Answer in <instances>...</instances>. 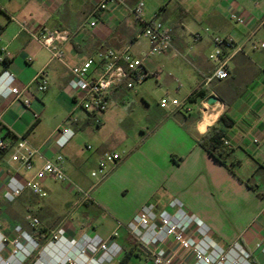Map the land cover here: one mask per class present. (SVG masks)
Segmentation results:
<instances>
[{"label":"crops","instance_id":"0c3cea01","mask_svg":"<svg viewBox=\"0 0 264 264\" xmlns=\"http://www.w3.org/2000/svg\"><path fill=\"white\" fill-rule=\"evenodd\" d=\"M9 1L0 0V49L5 51L0 73L7 70L14 75L17 86H28L25 96L31 105L26 109L20 102L0 99V138L6 150L0 156L1 233L11 238L15 227L23 229L28 212L34 208L30 207V200H42L28 190L13 203H6L2 197L10 177L29 179L43 163L37 158L31 171L15 172L9 149L23 138L45 159L55 161L61 155L69 180L90 190L88 201L80 202L76 197L66 207L70 216L76 217L73 223L66 216L61 220L66 239H77L83 233L107 239L118 224H126L144 205L152 203L161 210L178 200L187 213L209 227L211 239L219 247L228 249L237 242L249 254L251 264H264V0H141L144 17L161 21L172 38L171 51L152 58L145 57L148 43L139 35L140 26L124 6L100 12L96 9L100 0H85L78 6H68L69 0H17L16 6H10ZM137 1L123 0L129 7ZM231 12L243 17L245 24L231 21ZM56 15L61 23L54 22ZM54 28L72 34L62 46V63L53 60L33 39L41 31ZM194 34H199L198 41L193 40ZM214 36L232 38V57L227 63V79L204 89L201 79L214 67L209 61ZM127 47L143 59L148 71H159L160 79L154 81L156 87L154 79L149 78L134 90L120 87L110 91L109 109L97 116L96 126L119 124L120 121H108L116 105L140 98L150 109L153 97L162 93L168 99L184 102L190 111L160 107L159 120L149 121L152 128L126 146L128 139L123 135L114 140L116 147L103 144L93 150L88 145L91 152L85 157L78 154L73 139L57 149V131L71 129L74 138L76 129L85 128L94 119L90 114L72 118L78 109L67 86L68 67L80 65L99 50ZM40 71H44L48 82L42 93L36 91L33 82ZM202 90L204 98H217L204 113L198 111L203 98L188 101ZM52 103L60 105L68 115L62 125L47 128L45 116ZM34 114L38 115L37 120ZM222 114L233 123L223 139L229 144L227 163L233 172L197 142ZM111 151L121 153V160L108 166L104 179L89 183L87 166L95 169L101 155ZM92 185L95 187L91 189ZM48 202L44 206H52V201ZM15 204L19 206L14 207ZM8 209L12 210L13 224L6 223ZM118 243L123 250L121 258L129 255L127 264H151L123 230L119 231ZM63 253L62 249H46L41 259L49 263Z\"/></svg>","mask_w":264,"mask_h":264},{"label":"built area","instance_id":"2783aa9c","mask_svg":"<svg viewBox=\"0 0 264 264\" xmlns=\"http://www.w3.org/2000/svg\"><path fill=\"white\" fill-rule=\"evenodd\" d=\"M124 6L127 13L140 26L139 35L148 43L145 57L166 56L172 49L170 31L161 21L154 18H145L143 15L144 3L137 1L133 6H125L123 0H100L96 9L100 12L109 11L111 8ZM231 21L237 25H244L245 20L236 12L229 15ZM94 26V23H91ZM207 32L208 29H205ZM71 32L54 28L43 30L33 39L40 47L50 53L53 60L62 63L64 51L62 46L71 39ZM199 34L193 35V40L198 41ZM213 53L209 55V61L213 63V71L201 79V87L208 88L212 83L227 79V63L232 57L233 40L231 37L212 38ZM261 47H264L262 45ZM5 63V51L0 49V65ZM64 65V64H63ZM68 89L73 94V101L77 109L84 114L94 117L105 113L110 106L109 94L115 88L134 90L147 79H160V72L148 71L143 59L135 56L127 47L123 50L104 49L88 56L80 65L68 67ZM36 91L42 93L47 89V79L44 71L38 72L33 81ZM28 86L16 85L15 77L7 70L0 73V99L20 102L28 109L31 100L25 96ZM207 99L199 102L198 111L204 113ZM161 108H184V102L176 99L162 98ZM1 117V113H0ZM34 119L38 115L34 114ZM1 121V119H0ZM74 136L71 129L63 128L57 131L54 145L62 149ZM228 146L227 141H223ZM4 148V142L0 138V150ZM87 149H90L87 146ZM10 162L14 163L15 172L19 170L31 171L34 161L43 160L41 167L29 179L10 177L5 185L2 197L6 203H13L26 190L40 199L46 197L42 188V182L50 179L58 183L69 182L74 186L71 189L78 197V201L86 202L90 199V190H84L72 183L65 174L62 166L63 158L58 155L55 161L42 157L39 151L32 147L25 139L18 138L9 149ZM122 154L111 151L106 152L98 159L96 168L91 171L90 177L102 180L106 177L109 165L121 160ZM95 185L91 186V189ZM31 229H37V218H26ZM123 230L132 239L144 259L151 264H251L249 254L237 243H233L228 249L219 247L211 239V230L196 216L185 211L178 200H172L166 209H157L152 203L146 204L126 224H118L117 228L107 239H102L94 234H81L77 239H66L63 232L52 233L46 247L39 253L38 258L32 264H115L123 254L122 247L118 243L119 231ZM14 236L7 238L0 231V264H24L37 249L36 241L21 227L14 229ZM46 249L63 250L61 257L49 263L42 261ZM3 254L7 256L4 257Z\"/></svg>","mask_w":264,"mask_h":264},{"label":"rangeland","instance_id":"374dc122","mask_svg":"<svg viewBox=\"0 0 264 264\" xmlns=\"http://www.w3.org/2000/svg\"><path fill=\"white\" fill-rule=\"evenodd\" d=\"M16 1L10 0L9 5L16 6L18 4V1ZM84 2L85 0H69L68 6H78L79 4H83ZM151 5L154 6L153 3H151ZM58 18L59 15H56L54 17L55 23H61V20ZM211 53H213V50L211 51ZM154 81L155 80H153V83ZM154 86L156 87L155 83ZM161 98H166L164 93L153 97L150 102V109H147L146 105L140 100V98H136L134 102H129L125 105H116L115 108H113L110 112V114L112 113V117L108 121H120L119 124H117V122H114L111 125L110 123H106L104 127H98L96 126V123L94 121L95 119H93L88 126H85V128L76 129V135L74 138H72V141L78 150V154L82 157L88 156L91 152V150H88L86 148V146L88 145L93 147V150L100 148V146L103 144H105L108 148L116 147L114 146V140L116 138H120L123 135L125 136L126 140L128 139L125 146L129 142L131 144L132 142L136 141L137 138H140L141 134H144V132H148V130L152 128V122L149 123V121L159 120L157 117L161 112ZM169 108L170 107L163 109ZM67 115L68 113L61 109L60 105L52 103L49 106L45 116L46 127L52 128L56 126V124L62 125L66 120ZM81 116L85 117V114L78 109L72 118L79 119ZM150 117H152V119ZM100 128H102V130L99 131ZM141 128L144 129L143 132L140 131ZM94 170L95 169L92 168V166L88 165L86 174L89 179V183L93 182L94 184H97V178L90 177L91 171ZM73 188L74 186L69 182L58 183L47 179L43 185V190L46 193V197L42 200H38L37 198L30 200V207L32 208L34 206V208L30 210L28 214L38 219L39 226L37 229H34L36 236H32V229L29 227L27 221L23 229L36 241L38 247L36 251L31 255V257H29L24 262V264H32L35 261L36 257H38V254L43 251V249L47 245V242L51 239L50 237L52 233L63 232L64 234L65 229L64 227H62L63 224H61V220H63L64 216H66L71 223L76 220V217L70 216V213H68L66 209L68 203H73L75 200H77L76 194L70 193V190H68ZM49 200L52 201V206H44V204H49ZM18 206L19 204L14 205V207ZM53 208L56 209L54 210ZM11 213L12 210L8 209L7 216L9 218V221L6 223L13 224V215Z\"/></svg>","mask_w":264,"mask_h":264},{"label":"trees","instance_id":"16d2710c","mask_svg":"<svg viewBox=\"0 0 264 264\" xmlns=\"http://www.w3.org/2000/svg\"><path fill=\"white\" fill-rule=\"evenodd\" d=\"M205 91H198L193 97H189V102H194L196 98H204ZM232 121L224 114L220 115L216 122L211 125L206 133L197 141L199 146L205 150L215 161L220 165L233 172L230 165L227 163L230 155V150L223 144L227 129L232 125ZM6 152L5 147L0 150V156ZM32 236H36L35 230H31ZM129 255L125 254L118 264H127Z\"/></svg>","mask_w":264,"mask_h":264},{"label":"water","instance_id":"95a60500","mask_svg":"<svg viewBox=\"0 0 264 264\" xmlns=\"http://www.w3.org/2000/svg\"><path fill=\"white\" fill-rule=\"evenodd\" d=\"M207 105H212L215 104L217 102V98L214 95H211L208 99H207Z\"/></svg>","mask_w":264,"mask_h":264}]
</instances>
